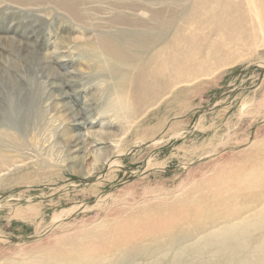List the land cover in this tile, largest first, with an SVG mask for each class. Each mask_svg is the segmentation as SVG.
I'll return each mask as SVG.
<instances>
[{"label":"rangeland","instance_id":"obj_1","mask_svg":"<svg viewBox=\"0 0 264 264\" xmlns=\"http://www.w3.org/2000/svg\"><path fill=\"white\" fill-rule=\"evenodd\" d=\"M133 1L0 0V264L44 259L66 236L94 246L131 215H174L193 203L190 183L264 149L263 9L248 48L200 54L126 119L83 46L130 31L118 5ZM143 13L132 17L159 24ZM174 198L186 202L170 210Z\"/></svg>","mask_w":264,"mask_h":264},{"label":"bare ground","instance_id":"obj_2","mask_svg":"<svg viewBox=\"0 0 264 264\" xmlns=\"http://www.w3.org/2000/svg\"><path fill=\"white\" fill-rule=\"evenodd\" d=\"M257 5L264 20V0H136L118 5L127 12L120 19L133 28L99 33L83 46L91 66L114 80L109 104L116 117L128 119L136 106L150 105L179 74L200 66V54L229 55L248 48L259 26L253 14H260ZM137 11L159 24L134 19ZM263 160L261 149L190 183L186 194L193 203L181 207L185 200L172 199L170 210L175 204L181 207L174 215L150 212L135 221L131 215L132 220L115 221L102 230L94 246L66 236L61 246L44 249V259L8 264H264V169L253 174L256 166L264 168ZM198 192L204 196L195 200Z\"/></svg>","mask_w":264,"mask_h":264}]
</instances>
